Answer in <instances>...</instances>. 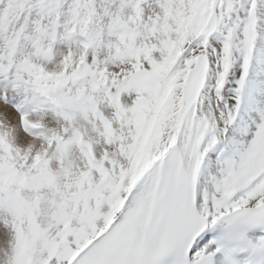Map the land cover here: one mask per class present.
Here are the masks:
<instances>
[{
    "label": "snow or ice",
    "instance_id": "6c2138e0",
    "mask_svg": "<svg viewBox=\"0 0 264 264\" xmlns=\"http://www.w3.org/2000/svg\"><path fill=\"white\" fill-rule=\"evenodd\" d=\"M0 264H264V0H0Z\"/></svg>",
    "mask_w": 264,
    "mask_h": 264
}]
</instances>
